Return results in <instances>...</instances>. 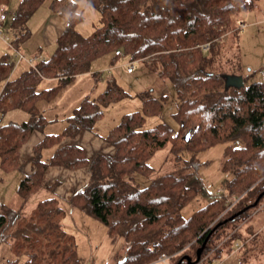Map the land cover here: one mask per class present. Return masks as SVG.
Masks as SVG:
<instances>
[{
  "label": "trees",
  "instance_id": "1",
  "mask_svg": "<svg viewBox=\"0 0 264 264\" xmlns=\"http://www.w3.org/2000/svg\"><path fill=\"white\" fill-rule=\"evenodd\" d=\"M75 1L50 3L53 12L67 18V24L55 41L54 52L38 63V72L58 81L52 88L55 90L89 73L91 62L106 54H112L113 61L123 56L134 62L156 55L151 66L157 69L160 64L162 75L174 87L176 128L165 123L144 128L145 116L160 114L168 99L165 95L152 96L154 90L149 88L141 96L142 111L123 115L106 137L98 136L110 146L109 153L88 159L82 147L64 143L67 137L91 132L101 116L100 105L120 98L121 88L110 84L114 87H108L97 101L85 98L72 110L63 133L46 135L34 146L32 170L20 180L18 196L25 200L43 187L49 168H85L88 182L68 202L106 226L112 241L124 239L126 251L119 264H160L162 255L168 262L173 260L171 264L185 255L194 260L198 248L219 223L209 235L199 263L214 264L224 253L230 255L220 243L264 202L263 196L250 207L264 190V83L225 90L223 80L209 66L221 39L231 32V16L251 11L253 0H86L99 11L101 24L85 37L74 29L81 19L75 12ZM42 2L20 0L12 13L9 31L15 49L26 39V23ZM203 45H208L207 49H202ZM14 65L8 55L0 57V80L7 78ZM39 77L30 68L17 79L8 80L0 93V111L19 108L37 115L35 103L53 91H37ZM34 117L0 126V165L5 172L19 168L21 148L44 126L43 117ZM219 144L224 146L221 171L231 175L225 197L216 191L218 196L187 219L181 209L197 190L185 177L168 173L146 186L132 185L136 176L153 174L148 161L159 151L167 150L179 171L196 170L194 154ZM52 147V155L41 160V152ZM185 152L193 153L189 161L183 157ZM57 186L52 183L46 188L54 190ZM244 208L243 213L223 223ZM15 217L10 211L9 224ZM61 217L57 201L46 199L36 206L33 219L18 227L40 233V243L33 237L26 244L30 260L38 248V254H44L52 264H80L74 239L59 226ZM5 224L0 214V241Z\"/></svg>",
  "mask_w": 264,
  "mask_h": 264
},
{
  "label": "rangeland",
  "instance_id": "2",
  "mask_svg": "<svg viewBox=\"0 0 264 264\" xmlns=\"http://www.w3.org/2000/svg\"><path fill=\"white\" fill-rule=\"evenodd\" d=\"M19 1L0 0V13L6 15L1 32L7 38V42L0 39V57L8 55L15 64L7 78L0 80V93L8 80L17 79L30 69L27 63L29 60L38 65L41 60L49 58L54 52L57 37L65 30L67 24L66 17L50 9L52 0H43L26 23L28 32L26 39L15 49L9 23ZM75 2V12L81 19L74 29L85 37L100 26V13L96 8L89 6L86 0ZM253 4L251 11L231 16V32L221 39L218 53L209 66V69L219 76L241 75L244 85L264 83V0H253ZM235 30L237 34L234 33ZM18 55L22 58L20 59ZM153 59H157L156 55L149 56L145 62L136 61L133 73L129 74L126 72V65L129 62L126 57L120 56L113 61V55L106 54L91 62L89 73L77 76L55 90L52 88L57 86L58 81L55 78H46L42 74L45 78L39 77L36 83L37 91L48 89L53 91L48 98L39 99L35 103L37 115L19 108H12L4 113L0 111V126L27 122L34 116L36 119L41 116L45 121L44 126L36 130L21 148L17 170L5 172L0 165V214L6 220L1 231L3 239L0 241V264H27V261L28 264H52L43 258L44 254L42 256L38 254V248L35 249V258L30 260L26 244L33 237L39 242L40 233L18 228L33 219L36 206L46 199L57 201V206L62 211L59 226L67 236L74 239L76 256L80 264L121 263L126 251L124 239L118 237L112 241L106 226L68 202L73 193L87 184V169L49 168L44 177L43 187L25 200L18 196L16 189L20 180L32 170L34 146L46 135L63 133L67 119L72 116V110L83 99L97 101L100 95L108 87H114L113 85L121 88L120 98L100 105L101 116L96 120L91 132L83 131L73 138L67 137L63 139L64 143L82 147L88 159L98 153H109L110 146L99 137H106L123 115L142 111L141 96L149 88L154 90L152 96L165 95L168 99L160 114L145 116L144 128L165 123L175 130L174 87L171 81L162 75L160 64L157 69L151 66ZM223 149L224 146L219 144L196 152L194 157L198 164L197 169L183 171H179L178 167L172 164L167 150L159 151L148 161V165L153 168V174L148 177L136 176L132 185L143 187L151 180L168 173L185 177L188 185L197 190V195L181 209V215L187 219L195 210L218 196L217 190L221 191V195L226 194V182L231 179V175L221 171ZM53 151L54 147L44 149L41 152V160H47ZM192 155L193 153L185 152L183 157L189 161ZM52 183L58 184L56 189H47L46 186ZM257 210L264 212V202L220 243L222 250L229 249L231 253L230 255L224 253L214 264H264V221L255 227L250 224L248 228V224L245 225ZM10 211L16 214L11 224ZM172 262L173 260L160 264Z\"/></svg>",
  "mask_w": 264,
  "mask_h": 264
},
{
  "label": "water",
  "instance_id": "3",
  "mask_svg": "<svg viewBox=\"0 0 264 264\" xmlns=\"http://www.w3.org/2000/svg\"><path fill=\"white\" fill-rule=\"evenodd\" d=\"M220 78L223 80L224 83V89L228 90L230 88H236L239 89L241 87L244 86V81H243V77L241 75H220ZM189 137V133H187L186 135V141L188 140ZM264 196V190L257 196V198L254 200V202L250 205V207H255L258 202L260 201V199ZM247 208H244L243 210H240L238 213L232 215L231 217H229L227 220H224L223 223H226L227 221H231L233 220L235 217H237L238 215H240L241 213H243ZM221 223H219L217 226H219ZM215 226L213 228V230L217 227ZM212 230V231H213ZM212 231H210V233L208 234V236L205 238V240L203 241L202 245L200 246V248H198V250L196 251V257L194 260H191L190 256L185 255L183 256L179 262L177 264H181L183 261L186 262V264H198L201 258V254L205 248L207 239L209 237V235L212 233Z\"/></svg>",
  "mask_w": 264,
  "mask_h": 264
},
{
  "label": "built area",
  "instance_id": "4",
  "mask_svg": "<svg viewBox=\"0 0 264 264\" xmlns=\"http://www.w3.org/2000/svg\"><path fill=\"white\" fill-rule=\"evenodd\" d=\"M5 20H6V15L4 13H0V38L4 41V42H7V38L2 34L1 32V29L3 28L4 26V23H5ZM202 49H207L208 45H204V46H201ZM20 56V59L22 58L21 55H18ZM42 61V60H41ZM44 61V60H43ZM28 65L30 68H32L35 72L38 73V76H40L41 78H44L42 77L41 73L38 72V69H37V64H34L33 60H29L28 62ZM134 66H135V62L134 61H129L126 65V72L131 74L133 73L134 71ZM218 193L221 192L219 190H217ZM222 197H225V194L224 195H221ZM168 262V257L165 256V255H162L161 258L159 259L158 263H167Z\"/></svg>",
  "mask_w": 264,
  "mask_h": 264
},
{
  "label": "crops",
  "instance_id": "5",
  "mask_svg": "<svg viewBox=\"0 0 264 264\" xmlns=\"http://www.w3.org/2000/svg\"><path fill=\"white\" fill-rule=\"evenodd\" d=\"M6 21V20H5ZM1 39V38H0ZM2 40V39H1ZM11 40H12V36H11ZM3 41V40H2ZM263 210H257L252 216L251 219L246 222L245 225L248 224V228L249 225H253V227H255L256 225L262 223L264 221V212H262ZM248 231V230H247Z\"/></svg>",
  "mask_w": 264,
  "mask_h": 264
}]
</instances>
